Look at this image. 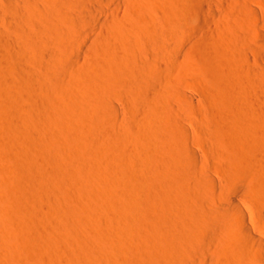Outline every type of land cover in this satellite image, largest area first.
Wrapping results in <instances>:
<instances>
[{
    "label": "rangeland",
    "instance_id": "rangeland-1",
    "mask_svg": "<svg viewBox=\"0 0 264 264\" xmlns=\"http://www.w3.org/2000/svg\"><path fill=\"white\" fill-rule=\"evenodd\" d=\"M24 1L22 0V2ZM101 1H102V6H100L101 8L99 7V5L97 6L92 0L86 1V5L88 4L87 6L90 8L88 9L89 11L91 10L90 13H92L89 15L90 16L89 19L90 18L91 19L90 20L88 19L87 24L85 23L84 20H82L81 17H79L81 16L80 13L76 12V14H74L75 13L74 10L72 11L74 13L71 12L69 13L70 15L68 16L69 19H67V23L65 22L66 23L65 24L61 22V18L59 17L60 12H58L59 10H57L58 5L55 6L56 4L60 5L59 0H28L27 4H26L27 2L26 0L24 4L25 6L27 5L29 14L31 13L30 14L31 16L29 17L32 18L31 19L33 21V22L31 21L32 23L28 21L30 20V18L29 19L28 17L25 18V16H28L27 14L28 12L26 13L27 15H24L25 7L24 9H22L23 8L22 6H24V4L20 0L18 1L0 0V79L1 81L4 80L3 82L5 81L9 82L10 84H12V87H14V89L16 88L15 90L21 92L23 96L25 95L24 96L25 101L23 103L25 108L27 107L26 110H28V114H27L28 118L25 117V114L23 115L17 114L18 118L15 117L16 121L14 120L15 119L14 117H13L14 119L11 120L12 122L3 121L4 122L3 123L2 120H0V124L3 123L4 125L7 126L9 125L8 128L12 129L11 130V132L13 133L12 136L22 132L28 134L27 136L33 141L35 140L38 141L39 137H41L40 140L41 139L45 140L47 138L46 136H48L47 135V132L49 131L48 126L51 124L52 126H54L53 129L57 134L63 132L61 135H65V134L69 135V133L73 135L74 132L75 134H77V132L79 133L78 129H80L79 127L84 125L83 123H86L85 121H87L86 119H88L87 116L89 117L95 115L98 106H105V105L111 106L116 114L115 116L116 119L115 121H113L114 123L112 122L111 124L112 126H110L112 128L110 129L114 130L113 135L115 138L113 137L114 139L111 140V142L109 141L111 145L109 143V150L106 151L107 154L106 157H108L110 167L108 166V169L104 170L103 177L101 178L102 180L100 179L98 182L99 183L97 188L98 192L96 191L95 194L93 192L90 193L91 191L87 184H85L86 186L81 185L78 189H76V191H72L73 195L74 193H76V195L74 196H76V198L78 197V199H76L70 193L69 194L70 196L67 197L68 201L66 200L67 202L66 201L64 202V206L67 203L71 202L66 206H68V209H71L70 207L72 206V210L74 212L76 211L75 213L77 214V216L79 215L78 216L79 223L80 224L82 223L81 227L79 225L80 233L83 230V232L81 233L82 237L78 232L79 229H77L76 226H73L74 223H72L71 220H69L67 217H63L64 215L61 210L62 206H59V203L57 202V199L55 197V195L59 196L58 195L59 193L61 195V193H63V190H65V188L64 187H63L64 189L60 188L61 185L60 183L56 184L57 180L55 178L50 177L52 180L49 182L50 179L46 180V177H43L40 179L39 182L41 183L40 188H42V190L40 189L41 190V191L39 190L40 192L36 189L32 190V192L35 190L34 193L36 196H38L36 197L37 201L34 200L35 197L33 199L29 198L30 200L25 199L24 213L19 212L16 215V217L19 220L18 223H22V226L24 228V230L22 229L24 231L23 232L24 234L23 233L21 234L23 235L22 238H20V236L19 237L16 236L21 240L18 242L17 241L18 238L16 239L15 237L17 231L13 232V230H9L8 232V230L5 228L7 226L9 227L8 222H4L0 224L2 226L8 223L7 226L6 225L4 226V229L3 227H0L2 228V231L5 233L4 235L3 232L1 231V233L4 236L1 235L0 244L4 246L2 247L3 251H6V252L1 251L0 262H2L3 264L4 261H7L8 259L9 260L8 262L10 264H53L51 262L52 258L49 255L46 254L43 255L38 252L50 237L54 236V234L56 233L57 235L65 234L67 229L66 234L70 235L74 233L75 237L68 238V240L65 238V240L62 241L63 244V245L61 244L62 249L60 248V251H58L57 254V259L59 261L57 264H84V262L88 259L92 262V264H95V262L96 264H98V261L95 260L97 259V255H95L97 250L95 251L93 244L90 242L91 241L90 234L91 232H94V230L95 231L98 230L101 234V238H100L101 242L100 245L98 244L99 246H97L98 250H100L99 252L105 255V257L108 256V260H110L113 257L111 260L114 261V263L112 264L115 263L143 264L142 263L143 260H145V262L148 261V263L150 264H167V262H165L167 260L165 258L164 260L161 256H159V254L157 255V253H155L157 251H155V249L153 248L154 246L153 236L155 235V234L153 235V232L154 230H157L156 227L159 225L157 224L158 221L157 218H159L158 213H160L159 216L161 214L166 213L165 207L166 208L169 207L172 210V212H170L168 217H170L169 219L175 222V225L173 227H168L167 224L164 223V221H163L164 224L163 223L161 224L166 226L167 230H169L168 232L169 233L171 232L170 234L173 235L174 233H176L174 234V236H176L179 233V232L177 233V231L180 230L182 231L183 228L187 229V227L190 228L189 226L186 227L184 225L182 226L183 227L182 228L180 225L181 223L180 224L178 223L180 220L184 223L185 222L184 219L187 216L191 217V214H193L194 212L195 213L197 212L196 214L202 212L201 209L198 210L199 212L197 210L192 212V210L201 208L199 207L200 205L197 206L198 204L197 202H199V204H202L203 206H205L204 203H206V207L202 206V209H203V213L205 212L207 216L205 214H198L197 223L195 222V225L198 228V230L195 227V225L193 227L196 229V231L200 232L201 238L203 240L205 238L207 240L212 241L214 235L216 234H213V238L210 239L209 237L212 235L209 233V231H211L210 229L212 227L217 228L218 226V224L216 225L214 224L215 226L213 225L214 222L212 220V214H211L212 212L210 210H208V213H206L207 210L204 211L206 208L208 209L207 205H209V208L210 206L213 207V209L215 208V210L211 208L210 209L213 212L215 211L214 213L216 214L218 212H219L218 214H220V211L221 213L226 211L225 212L226 215L224 214V216L230 219V215L232 214V212L231 210L229 211V209L227 208L228 206L227 207L225 206L227 203L229 205V201L231 202L233 200L234 201L237 200V203L243 208V213L246 216V219L249 222L256 225L255 227L257 228V230L255 231H260L257 233L260 235V237L264 238V223H262L259 219V214H260L259 212H261L260 210H264L263 209L264 207L261 206V202H260L261 200L258 198V195H256V193L254 192V188H256L257 191L264 190V166H263L264 165V155H263L264 154V117L260 118L261 112L264 113L263 112L264 111V88H263L264 57L261 58L258 57L256 53H253L252 51H251L252 53L249 52L250 51L249 45H251L252 48H254L255 50H261L264 54V46H261L262 43L260 42V36H264L263 35L264 34V0H101ZM16 2H18L19 5L17 6L18 9L14 7L15 5H17L14 4ZM20 2L22 4H20ZM47 3L49 6L54 5L56 8L54 6H53L54 10H52V8H48L50 10L49 11L48 9H46ZM53 11L57 13L53 14ZM48 12L49 14L51 13V17H55V18L52 19L50 15H48ZM101 13H104L106 16L104 18L99 17ZM76 15L78 16L75 17ZM46 17L49 20L47 22H45V20H47ZM72 17L75 19H73ZM49 18L51 19V21ZM76 18L79 20H76ZM80 19L85 23L86 26L83 25V22ZM170 20H172V22L176 27V31H177L176 33H172L171 30H169L168 22ZM26 21H28L27 25L29 24L28 26L30 28L26 25ZM44 22L46 23V25H48L49 22L50 23L52 22L53 24L58 23L60 25H62L63 23V26L65 27H70L72 26V23L74 24L76 22L74 25L76 26V28L73 27L75 30L72 28V32L74 33V35H71V39L65 41V43L63 42L62 44L60 40L57 38V33H55L56 31H54L53 34L51 33L53 37L50 36L51 35L50 33H49L50 35L49 34L46 35L45 30L49 31L48 30L49 26L46 29V26L45 25L43 26ZM79 23L82 25H80ZM20 26H22V28ZM43 27H45V29ZM18 28L19 29L21 28L22 32ZM38 28L40 29V31L44 29L43 35L40 34L41 37L38 35L37 36L38 38L40 37L39 39H41L40 41L41 43L42 41L45 42V44L43 43L44 45L41 44L42 47H40L39 49H37V47L32 46L30 40L31 35L34 36L32 33L40 32L38 31L39 30ZM25 30H27V32ZM49 32H53V31H49ZM238 36L242 37L243 39L241 38L239 40ZM246 36L248 40H246ZM49 37L52 38V41H49V45H48L47 43ZM6 40L9 43L6 42ZM53 40L54 41L57 40V41L54 42ZM241 40L244 41L242 42ZM239 41H241L242 44ZM245 41H248L249 45ZM51 42L52 43L54 42L56 44L54 43L52 44ZM66 43L68 44V46L65 45ZM242 45L243 47H241ZM246 45L247 47L244 48V46ZM56 47L57 50L58 49L62 50V52H64L63 49H67V52L65 51L62 54L59 71L60 73L62 72V74H66L67 78L69 77L70 82L68 84V91L74 95V96L72 95L74 98L71 99L70 101L69 100L65 101L67 98L63 99L62 96L57 98L61 100V101L58 100V102H55L57 101V99H55V101L53 100L55 96L49 97L48 99L45 100L42 99L34 88V86L36 87L37 85L36 81L33 79H29L30 78L29 76L33 71L34 72L39 70L41 71L43 70L41 66H44V70H43L44 72L48 66V63H50L51 61L53 62L56 59V53H57L55 52ZM226 48L229 50L236 49L234 51L240 54L243 52H245L246 54L249 53L248 54L249 60L247 61L249 63H245V61H243L244 59L242 60L239 57H237V59L233 61V59L230 58L228 52H226ZM238 48H241L242 51H240L241 49ZM29 49L31 51H29ZM45 54H47L48 56L50 54V56L47 57V55ZM127 58L130 59L134 58L135 63L139 62L138 64L136 63L137 65H139V67L140 65L143 64L141 67L145 66V69L150 74V75L147 74L148 77L149 76L151 77L152 75L156 76V74H158L160 75L159 76L160 78H158L157 76L156 78L153 76L151 78H146L147 76L145 77V75L143 74L139 75L138 72L139 70H136L138 66L135 64L137 67L136 68L132 67L133 69H131L130 66H127L130 67L129 70L133 71L135 69L137 71V72L133 71L134 72L133 74L131 73V71L129 72V70L126 68L127 69V74L125 72L127 76L126 86L125 85L115 86L116 84L114 85V83L112 84L108 82V80H106V76L109 77L110 75L111 77L112 70L118 67V65L123 64L122 62L130 60ZM218 69L220 71H218ZM245 70L246 72L248 71L249 73L247 72L245 74ZM239 71H242L245 75H243V73ZM103 72L104 74L102 75ZM237 73L239 75L238 77H237ZM246 75H248L247 78H245ZM234 77H236L235 81H234ZM254 78L256 79L258 78V80H255L256 81L255 82L253 80ZM229 79L230 82H228ZM241 79L243 80L248 79L249 81L247 80L242 81ZM236 80H238L237 82L241 80L242 83L240 82L237 83ZM246 81L249 83L248 85ZM220 83H224V84L226 83L228 87H232V86L236 87L235 85L238 84L237 87L235 88V90L237 91H235L230 96L226 95V97H224L221 94L222 85ZM243 83H245V85ZM254 83L256 86L254 85ZM133 85H135V87L136 85H138L136 90L133 89L134 88ZM262 88H263V92H262ZM254 92L256 95L254 94ZM2 97H6V99L9 100L11 99V96L9 94L3 93ZM142 97H144L145 100ZM57 103L58 104L60 103V105H56ZM58 106L59 107L61 106L60 109ZM251 106H252V110H250ZM62 109H64V111ZM81 110L83 113L81 112ZM254 111L257 113H252ZM141 112L143 113L141 114ZM173 112L176 113V115ZM249 112L252 114L250 115ZM51 114L53 115L51 116ZM146 114L151 115L149 116V118L152 119L155 118V120L157 121L160 120L156 119V117H160V118L162 117V120H165L164 122L161 123L158 122L156 125L154 123L155 126L153 125V130L155 127H157L158 129L157 128L156 129L162 135L152 136V134L148 130L147 131L145 130V128L142 126V122L144 121ZM68 115L70 116V118ZM165 116H167L166 119H163V117L165 118ZM53 117H56L58 119ZM72 117L74 118L72 119ZM21 118L22 121L24 119L26 120L21 122ZM48 119L50 120V122L47 123ZM81 119L83 120L81 121ZM54 122H56L59 125L60 129L57 125H54L56 124ZM219 125H221L224 128L223 131L225 133L230 132L231 130H232L231 133H233V129L235 132V135H233V140L235 138L234 141H236V144L234 141H232L234 143H232L231 141H229L230 144L228 142L226 143L225 145L226 147L224 146L226 151L224 149L223 150L225 152L224 155L227 156L224 157H220L218 155L221 148L216 147L214 145L215 136H216L215 134L217 132L216 129L219 128ZM57 127L58 129L56 130L55 128ZM27 128H29V130L31 129L32 131L29 130L27 131ZM161 128L163 133L160 130ZM179 128H184L185 130L187 129L186 133L187 132L189 133V134L187 133V137H189V139L187 138L185 144L186 147L195 154L194 155L195 166L194 169H192L193 171L190 172V175L191 176L193 175L191 177L193 178L192 181L189 178L190 177L188 175L189 171L187 170L183 169V171H187L186 172L187 175L184 172L178 173L180 176L177 175V178L178 177L180 178L182 177L181 176L182 173V175H186L190 179L189 186H187L188 184H186L185 189L181 187L182 189H184V190L181 189L183 191L182 194L179 190H178L179 192L176 190L175 191L172 190L170 193L169 191L171 190L170 188L178 189L176 187H178L179 184L177 186L176 180L180 181L181 178L180 179L176 178L175 180L174 177L176 176H174L173 173L171 172H168L172 174L171 176H169L170 174L167 175V171H166L167 169L164 168V167H173V166H169L168 163H170L169 162L170 157L172 153H174L176 146L178 147L177 142L180 137H178L177 142H175L176 138L175 139L173 138L174 140L172 141L171 139L172 137L177 136ZM135 132H138L139 134L138 133L136 134ZM31 134L33 137L31 136ZM116 134L118 135L116 136ZM6 135L7 134L4 135L5 137L4 136L3 137L5 138L4 141L6 140L7 142L10 139L7 138L9 137V135L7 136ZM131 137L132 140L129 139ZM116 139H120V141L122 142L118 141L117 143ZM123 141L127 143L128 142L132 143L129 144V146L130 147L132 146L135 152H138V155L130 156V154H128L127 156L129 158H127L126 155L122 156L121 153H117L119 149L118 148L119 143H123ZM6 142L4 143L5 145L3 144V146H0V155H5V154L7 155L11 153L13 156H15V158L18 161L17 162L18 166L13 165L14 166V167L12 166L13 169L10 170L11 174L8 173V175L9 176L11 175L10 177L17 180L16 177H18L19 179L20 176L18 170H20L21 168L19 167V165L22 163V160H25L24 158L27 156H30L31 159L33 158V160H37V156H35L36 155L35 151L30 150L29 147L26 146L24 147L14 142L16 144L15 145L12 144L11 142L8 145L9 146L8 148L7 146L8 143L6 144ZM174 142L176 143V145ZM134 143H136L137 145L135 146ZM108 151H110V153ZM28 152H30V155H27L29 154ZM229 152L236 154L237 157L238 155L239 157L245 156L246 158L248 157L252 158L253 156L254 159L252 158L250 159V161L255 160V166H254L255 168H251L254 163L252 162L250 166L251 169L250 168L245 169V167H248L250 165V164L248 165V163H250L249 161L246 164V166L243 165L245 166L244 168L243 166H241L243 168V171L242 170L240 171L239 170L240 168L239 169L236 168L239 170V172L236 173L237 170L232 172V170H234L233 167L234 164L232 163V161H230L232 159L229 157L231 155L229 154ZM139 154L141 155L139 156ZM20 155H22L23 158ZM236 155H231V157L235 158ZM70 157L71 156L66 157L67 160L65 158L64 163L67 162L66 164H74L73 163L75 162L74 158L73 157L70 158ZM245 157H240V158L245 159ZM132 160L134 161L133 165L131 164V162L133 163ZM111 161L113 164L111 163ZM258 161L259 164L257 163ZM149 165H151L152 167ZM258 165H261L260 168L258 167ZM145 168L147 170L149 168L151 172H148L149 170L148 171L144 170ZM156 168H158L159 170ZM173 169L174 170L172 171L174 172L181 171V170L176 171L177 169L175 168ZM187 169L191 170L189 168ZM162 170L163 172L164 171L166 172L162 174L163 173V172L161 173ZM108 172L111 174H109ZM174 174L176 175L177 173ZM153 175L155 176V178L158 177L156 178V180L154 178V181H157L156 183L158 187L155 186L156 188L153 187L154 186L153 183H155L152 180ZM196 177L199 183L202 182L203 185L205 183L206 185L212 183L211 186L216 194L213 193L214 194L213 196L210 195L209 193L206 194V196L203 194L200 198V195L196 192V188H194V186H196L194 184H196L197 182V180H195ZM185 179L186 178H184L183 180L186 182L187 179L186 180ZM134 182H136L135 184H137V182L139 184L136 188L134 186L132 188ZM180 182H182V180ZM108 185H110L111 187H109ZM162 185L163 187L161 188ZM173 186H175V188ZM0 187L3 188V185H0ZM150 187H152V189ZM43 188L46 189L44 190L46 192H43L42 194ZM131 188L132 189L135 188L134 190L141 195H145V193L149 192L150 195L149 194L148 195L150 198H152V200L147 199L146 202H148V200L150 201L148 204L145 203V206L147 205L146 208L145 209L143 208L141 209L140 212H137V215L133 213L134 214L133 217H129L130 212L134 208L133 198L130 195V192L132 190ZM163 189L166 190V192L168 191L169 194L163 193L164 192ZM1 190L3 191V189ZM56 190L59 191V193ZM159 190L161 191V194ZM51 191H53L54 193ZM105 192H107L108 194H105ZM64 193H66V191ZM109 193L111 195L114 193L116 194V195L115 194L112 195L113 197H116V202L115 199H112L113 203H115L116 205L113 204L111 213L108 210L104 211V208L101 207L98 208V205L100 206L99 204L100 200L104 196L110 195ZM51 194L52 195L54 194V197L51 196ZM41 195H45V196L41 197ZM164 195L167 196L163 197ZM195 196H198V198H196ZM213 197L215 198L213 199ZM74 198L77 201H75ZM202 200L204 201V203ZM48 201L49 204L47 203ZM74 201L76 203H74ZM72 203L76 208L73 207ZM90 203L92 204L91 206ZM194 204L197 207H194L193 206ZM37 206H40L39 208L41 209L43 207L42 210L44 212L38 213L39 211L37 210ZM95 206L96 209H94ZM49 207L51 210L49 209ZM189 207L190 208L192 207V209H189L191 210L190 211L191 213L188 212L189 213L188 214L186 209H188ZM79 208H81V211ZM46 209L47 210L49 209V211H46ZM89 209L92 210L90 211ZM99 209L102 210L100 211ZM227 210L229 212H227ZM86 211H88L90 215L87 214L88 212L86 213ZM92 213L93 215H91ZM195 213L193 214L194 216ZM23 214L26 216H24ZM124 214H127V216ZM210 216H211V220H209ZM68 222L72 224H69ZM62 223L64 224L62 225ZM66 223L69 224L68 225L69 227L66 226L67 225ZM176 223L178 225H176ZM185 223H186L185 225H188L187 222ZM209 223L213 225L212 226L210 224L211 228L209 226ZM59 224L61 226L65 225L66 227L64 226L63 229V227L61 228ZM222 225L224 224L222 223ZM58 226L61 229L58 228ZM216 228H214V232L216 231L219 237L223 236L222 237L223 242L225 240L227 241V239H225L224 233L226 232V230L228 232V229H226L228 228V226L224 228L223 231L224 233L222 234L221 232H219L220 230ZM222 228L220 229L223 230ZM8 229H10V227ZM7 232L11 234L8 235ZM68 232H70V234ZM211 233H213V231ZM9 236L10 238H8ZM122 236L125 237V240L124 238H121ZM74 240L76 241V243L78 241V243L76 244ZM207 240L204 241L208 243ZM125 241L128 244H126ZM13 244L16 247L13 246ZM117 245L120 246L118 247ZM243 245L244 244H242L241 247ZM9 247L15 249L12 250ZM92 247L94 250H92ZM141 247L144 248L145 250L142 249ZM209 247L212 248V246L210 245L206 248L199 246L198 248L201 249L199 251V249H197L196 246L195 250H197L198 253L201 252L199 254H202L200 256L203 259H201L202 261L199 260L200 262H197L198 260L193 259V257L192 259L188 258L191 264H215L214 263L215 261L212 262L214 259L217 260L215 258L216 255H214L215 252L212 253L213 249H210ZM243 247L244 248L243 249L241 248L242 250H240L241 253L240 255H236L235 253H233L234 260H236V261L233 260L234 264L235 263L248 264L251 262L249 259L251 256L250 257L248 256L250 255L251 253L250 251L252 250L250 248L247 249V247L245 249V245ZM121 248L125 250L123 251ZM207 248L208 250H206ZM209 250L212 251L210 252ZM86 253L88 256L86 255ZM109 253L110 254L113 253L115 256L113 254L110 255ZM120 253L121 256L119 255ZM124 253L126 254V256ZM85 256L87 257L85 258ZM240 256L243 259L238 258ZM5 257L7 258L6 260ZM208 257L209 259H207ZM93 258H95L94 259L95 262ZM166 258L169 260L168 264H171V262L173 263L176 261L175 258L177 257L173 253H168V256H166ZM172 258H174L173 261L171 260ZM242 260L244 261V263L242 262ZM85 264L87 263L85 262Z\"/></svg>",
    "mask_w": 264,
    "mask_h": 264
},
{
    "label": "bare ground",
    "instance_id": "bare-ground-1",
    "mask_svg": "<svg viewBox=\"0 0 264 264\" xmlns=\"http://www.w3.org/2000/svg\"><path fill=\"white\" fill-rule=\"evenodd\" d=\"M14 1V0H13ZM18 1V0H17ZM21 2H22V0H20ZM24 1V0H23ZM26 1V0H25ZM25 1L24 2H22L23 4L25 3ZM86 1H88V0H59V3H60V5L59 4H56L55 6H57L58 5V7H57V10H59L58 12H60L59 13V17L61 18V22H63V23H67V19H69V17L68 16H70L69 15V13L71 12V13H74V12H72L73 10L75 11V13L74 14H76V12L77 13H80V15L81 16H79V17H81L82 18V20H84L85 21V23L87 24V21H88V19H89V15L90 14H92V13H90V11H89V7L86 5ZM89 1H91V0H89ZM92 1H94V3L98 6L99 5V7L100 6H102V1L101 0H92ZM20 2V4H22ZM28 3V0H27V2H26V4ZM44 3V2H43ZM14 4H17V5H15L14 7H16L17 8V6H19L18 5V2H16V3H14ZM46 4V3H45ZM214 4V3H213ZM216 4V3H215ZM47 5H48V3H47ZM47 5H46V9H48V8H52V10H54L53 9V6H49L48 5V7H47ZM51 5V4H50ZM217 5V4H216ZM54 6V7H55ZM20 7H21V5H20ZM23 8L22 9H24V7H25V13H24V15H27L28 14V16H25V18L26 17H28V19L30 18V20H28V21H32L31 19V17H29V16H31L30 14H29V10H28V7H27V5L25 6V4H24V6H22ZM213 7V6H212ZM26 8H27V10H26ZM56 8V7H55ZM89 8V9H88ZM101 8V7H100ZM214 8V7H213ZM18 9V8H17ZM19 9H21V8H19ZM49 10V9H48ZM17 11V10H16ZM23 11V10H22ZM50 11V10H49ZM55 11H56V9H55ZM55 11H53V14L54 13H57V12H55ZM253 11V10H252ZM28 12V13H27ZM52 12V11H51ZM255 12V11H254ZM27 13V14H26ZM20 14V13H19ZM255 14V13H254ZM22 15V14H21ZM48 15H50V17H51V13L49 14V12H48ZM56 15V14H55ZM79 15V14H78ZM78 15H76L75 17H77ZM256 15V14H255ZM257 15H258V13H257ZM52 16H54V15H52ZM72 16V15H71ZM92 16V15H91ZM106 15L104 14V13H101L100 14V16L99 17H101V18H104ZM24 17V16H23ZM33 17V16H32ZM49 17V16H48ZM47 18V17H46ZM52 19H54L55 17H51ZM73 18V17H72ZM50 19V18H49ZM73 19H75V18H73ZM91 19V18H90ZM89 19V20H90ZM27 20V19H26ZM56 20V19H55ZM76 20H79V19H77L76 18ZM81 20V19H80ZM81 20V21H82ZM28 21H26V25H27V23H28ZM47 21H49L48 20V18H47V20H45V22H47ZM50 21H51V19H50ZM69 21V20H68ZM71 21H74V20H71ZM33 22V21H32ZM31 22V23H32ZM43 23V26L45 25L46 26V29L48 28V26H49V28H48V30L49 31H53V32H49V31H46L45 30V32H46V35L47 34H53L54 33V31H56L55 33H57V38L60 40V42L63 44V42L65 43V41H68V40H70L71 39V35H74V33L72 32V28L73 27H75L76 28V26H74L75 25V23L77 22H75L74 24L72 23V26H70V27H65V26H63V23H62V25H60V24H56V23H52L53 22V20H52V22L50 23L49 22V24L48 25H46V23ZM80 22V21H79ZM83 22V21H82ZM65 23V24H66ZM85 23L83 22V25H85ZM24 24V23H23ZM78 24V23H77ZM76 24V25H77ZM80 24V23H79ZM29 25V24H28ZM27 25V26H28ZM80 25H82V24H80ZM22 26H24V25H22ZM22 26H20L21 28H22ZM37 26V25H36ZM86 26V25H85ZM29 27V26H28ZM38 27V26H37ZM168 27H169V30H171V32L172 33H176L177 31H176V27H175V25H174V23L172 22V20H170L169 22H168ZM21 28L19 29V30H21ZM30 28V27H29ZM40 28V27H39ZM38 28V29H39ZM44 29H45V27H43ZM77 28H78V26H77ZM85 28V27H84ZM42 29V28H41ZM43 29V30H44ZM74 29V28H73ZM31 30V29H30ZM34 30H35V28H34ZM43 30H41L40 31V29L38 30V31H40V32H42V33H40V32H34V33H32L34 36H32L31 35V45L32 46H34V47H37V49H39L40 47H42V45H44L45 44V42H43L42 41V43L40 42L41 41V39H39L41 36H40V34L41 35H43ZM75 30V29H74ZM73 30V31H74ZM26 32H27V30H25ZM32 31V30H31ZM21 32H22V30H21ZM29 32V31H28ZM37 33H39V34H37ZM71 33H73V34H71ZM23 34V33H22ZM29 34H31V33H29ZM49 34V35H50ZM50 35L51 37H53V35ZM59 34V35H58ZM24 35V34H23ZM27 35V34H26ZM40 36L39 38H38V36ZM159 35V34H158ZM264 35V34H263ZM28 37V36H27ZM44 37H47V36H44ZM51 37H49V40H48V45H49V41H52V38ZM55 37V36H54ZM74 37V36H73ZM239 37V36H238ZM242 37H243V35H242ZM242 37H239V40L242 38ZM244 37H245V35H244ZM51 38V39H50ZM75 38V37H74ZM161 38V37H160ZM159 38V39H160ZM235 38V37H234ZM38 39H39V42H38ZM45 39V38H44ZM238 39V38H237ZM243 39V38H242ZM246 40H248V38H247V36H246ZM11 41V40H10ZM54 41V40H53ZM57 41V40H56ZM56 41H54V42H56ZM242 41V40H241ZM241 41H239L240 43H241ZM244 41V40H243ZM242 41V42H243ZM6 42H8L7 40H6ZM53 42V43H54ZM236 42H237V40H236ZM238 42V43H239ZM245 42H247V44L249 43L248 41H245ZM260 42L263 44H261V46H264V36H260ZM9 43V42H8ZM44 43V44H43ZM52 43V42H51ZM52 43V44H53ZM69 43V42H68ZM74 43H75V41H74ZM42 44V45H41ZM46 44V45H47ZM54 44H56V43H54ZM234 44V43H233ZM242 44V43H241ZM41 45V46H40ZM65 45H67L68 46V44L66 43ZM64 45V46H65ZM239 45V44H238ZM249 45V44H248ZM29 46H30V44H29ZM56 46V45H55ZM54 46V47H55ZM240 46V45H239ZM239 46H237V47H239ZM250 46V51L249 52H253V53H256V55L258 56V57H261V58H263L264 57V54H263V52L261 51V50H255L254 48H252V46L251 45H249ZM27 47V46H26ZM45 47V46H44ZM70 47V46H69ZM69 47H68V50H69ZM241 47H243V45L241 46ZM245 47H247V45L246 46H244V48ZM29 48H31V47H29ZM51 48H53V47H51ZM243 48V49H244ZM247 48V49H248ZM16 49V48H15ZM35 49V48H34ZM34 49H32V50H34ZM47 49V48H46ZM46 49H45V51H46ZM56 50H55V52H57L56 53V59L52 62H50V63H48V66H47V68H46V65H45V68H46V70L43 72V70H44V66H41L42 68H43V70H39V71H33L31 74H30V78L29 79H33V80H35L36 81V83H37V85H36V87L34 86V85H32V86H34V88H35V90L37 91V93L41 96V98L42 99H48L49 97H52V96H55V98L53 99L54 101H55V99H57L58 97H60V96H62L63 97V99L64 98H67L65 101H67V100H71V99H73L74 97V95L73 94H71L69 91H68V84H69V82H70V80H69V77L67 78V75L66 74H62V72L60 73V71H59V69H60V63H61V57H62V54L66 51L67 52V49H63V51L64 52H62V50H57V47L55 48ZM238 49H241V48H238ZM237 49V50H238ZM246 49V50H247ZM248 49V50H249ZM41 50V49H40ZM234 50H236V49H234ZM234 50H229V49H227L226 48V52H228V54H229V56H230V58L231 59H233V61H235L236 59H237V57H239L240 59H244L243 61H245V63H249V62H247L248 60H249V58H248V54H246L245 52H243V53H237L236 51H234ZM246 50H244V51H246ZM29 51H31L30 49H29ZM240 51H242V49L240 50ZM23 52V51H22ZM27 52V51H26ZM54 52V53H55ZM251 52V53H252ZM45 55H47V54H45ZM140 55V54H139ZM49 56H50V54H49ZM48 55H47V57H49ZM130 56H133V55H130ZM135 56V55H134ZM43 57V56H42ZM55 58V57H54ZM238 58V59H239ZM127 59H130V58H127ZM137 60V59H136ZM242 61V62H243ZM47 63V62H46ZM123 64H120V65H118V67H116L114 70H112V75H111V77H110V75H109V77H107L106 76V80H108V82H110V83H114V85L115 86H117V85H119V86H123V85H125L126 86V78H127V76H126V74H127V69L129 70L130 69V67H131V69H133V68H136L137 66V68H136V70H139L138 72H139V75L140 74H143V75H145V77L147 76V74L148 75H150L149 73H148V71L145 69V66H143V67H141L143 64L142 63H140V64H142V65H140V67H139V65H137L136 63H135V59L134 58H131L130 60H128V61H125V62H122ZM125 63V64H124ZM241 63V62H240ZM137 66H136V65ZM44 65V64H43ZM247 65V64H246ZM127 66H130V67H127ZM133 67V68H132ZM127 68V69H126ZM41 69V68H40ZM220 69V68H219ZM218 69V71H220ZM33 70V69H32ZM36 70V69H35ZM135 69L133 70V71H135V72H137ZM175 70V69H174ZM241 70V69H240ZM2 71V70H1ZM30 71H31V69H30ZM131 71V73L133 74L134 72L132 71V70H129V72ZM244 71V70H243ZM3 72V71H2ZM1 72V73H2ZM125 72H126V74H125ZM239 72H242V71H239ZM248 72V71H247ZM246 72V70H245V74L247 73ZM252 72V71H251ZM100 73H101V71H100ZM243 73V72H242ZM241 73V74H242ZM249 73V72H248ZM104 74V72L102 73V75ZM136 74V73H135ZM138 74V73H137ZM160 74V73H159ZM244 73H243V75H245ZM254 74V73H253ZM256 74V73H255ZM259 74V73H258ZM262 74V73H261ZM142 75V76H143ZM236 75V74H235ZM249 75V74H248ZM248 75H246L245 76V78H247L248 77ZM153 76V75H152ZM151 76V77H152ZM156 76L158 77V78H160L159 76L160 75H158V74H156ZM156 76H153V77H155L156 78ZM231 76V75H230ZM234 76V75H233ZM239 75H238V73H237V77H238ZM251 76V75H250ZM253 76V75H252ZM2 77V76H1ZM6 77V76H5ZM97 77V76H96ZM150 76L148 77H146V78H151ZM254 77V76H253ZM256 77H258V76H256ZM157 78V79H158ZM239 78H241V77H239ZM252 78V77H251ZM260 78V77H259ZM7 79V78H6ZM152 79H154V78H152ZM228 79V78H227ZM232 79V78H231ZM235 79H236V77H234V81H235ZM33 80H32V82H33ZM147 80H149V79H147ZM242 81H244V80H247V81H249L248 79H241ZM241 80L239 81L240 83H242L241 82ZM252 80V79H251ZM254 81L255 80H258V78L256 79V78H254L253 79ZM4 81V80H3ZM3 81H1V79H0V120H2V122L4 121H6V122H12L11 120H13L15 117L16 118H18L17 117V114H25V117H27L28 115V110H26V108H25V106H24V101H25V99H24V96L21 94V92H19V91H17V90H15L14 89V87H12V84H10L9 82H7V81H5V82H3ZM159 81V80H158ZM238 80H236V82H237ZM246 81V82H247ZM228 82H230V79H229V81ZM233 82V81H232ZM239 82H237V83H239ZM256 82V81H255ZM35 83V84H36ZM77 83V82H76ZM33 84V83H32ZM222 86H221V94L224 96V97H226V95L227 96H230L231 94H233L235 91H237V90H235V88L237 87V85H235L236 87H234V86H232V87H228V85L225 83H220ZM229 84V83H228ZM244 85H245V83H243ZM249 83L247 82V85H248ZM258 84H259V82H258ZM262 84V83H261ZM74 85H76V84H74ZM113 85V86H114ZM231 85V84H230ZM233 85H234V83H233ZM239 85H241V84H239ZM254 85H255V83H254ZM253 85V86H254ZM256 86V85H255ZM254 86V87H255ZM259 86H260V84H259ZM134 87V88H133ZM133 89H135L136 90V88L138 87V85H136V87H135V85H133ZM155 87V86H154ZM157 88H158V85H157ZM260 88H261V86H260ZM259 88V89H260ZM263 88H264V85H263ZM263 88H262V92H263ZM33 89V88H32ZM160 89V88H159ZM252 90V89H251ZM258 90V89H257ZM253 91V90H252ZM255 91V90H254ZM4 94H9L10 96H11V99L9 100V99H6V97H2L3 96V93ZM114 92V91H113ZM112 92V93H113ZM118 93V92H117ZM260 93V92H259ZM254 94H255V92H254ZM73 95V96H72ZM256 95V94H255ZM38 96V95H37ZM115 96V95H114ZM144 96H145V94H144ZM30 97H32V96H30ZM29 97V98H30ZM61 97V98H62ZM118 97V96H117ZM142 98H144V97H142ZM42 99H41V101H42ZM62 99V100H63ZM190 99V98H189ZM58 100H60V99H57V101H55V102H58ZM75 100H76V98H75ZM144 100H145V98H144ZM50 101V100H49ZM48 101V102H49ZM52 101V100H51ZM61 101V100H60ZM59 101V102H60ZM147 101H148V99H147ZM146 101V102H147ZM248 101H249V99H248ZM70 103V102H69ZM72 103H73V101H72ZM75 103V102H74ZM149 103V102H148ZM151 103V102H150ZM47 104V103H46ZM46 104H45V106H46ZM53 104V103H52ZM61 104H62V102H61ZM154 104V103H153ZM55 105V104H54ZM53 105V106H54ZM56 105H60V103L58 104H56ZM55 105V106H56ZM74 105V104H73ZM77 105V104H76ZM155 105V104H154ZM50 106V105H49ZM75 106V105H74ZM148 106H150V105H148ZM153 106V105H152ZM156 106V105H155ZM59 107V106H58ZM61 107V106H60ZM60 107H59V109H60ZM64 108V107H63ZM68 108V107H67ZM98 109H97V111H96V113H95V111H94V113H95V115L94 116H87V118L88 119H86L87 121H85L86 123H83L84 125L83 126H81V127H79L80 129H78L79 130V133L77 132V134H75V132H74V134L73 135H71L70 133H69V135H61L63 132L62 131H60V132H62V133H60V134H57L55 131H54V129H53V127L54 126H52V124L51 125H47L48 127H49V131L47 132V135L48 136H46L47 138L45 139V140H40V138L41 137H39V140L38 141H33L32 139H30L27 135L28 134H25V133H19V134H17V135H14V136H12L13 135V133L11 132V128H8V126L7 125H4L3 123H1L0 124V146H3V144L6 142V140L4 141V135L5 134H7V135H9V137H7L8 139H10V140H8L7 142H6V144H7V146L12 142V144H15L14 142H16V144H20L21 146H26V147H29L30 148V150H34L35 151V156H37V160H33V158L31 159V157L30 156H27V157H25L24 159L25 160H22V163L19 165V167H21L20 168V170H18V172H19V179H18V177H16L17 178V180H15V179H13L12 177H10L9 175H8V173H10V170L11 169H13L12 168V166L13 165H17L18 166V164H17V159L15 158V156H13L11 153H9V154H5V155H0V185H3V188H1L0 187V224H2V223H4V222H8L9 223V227H10V229H8L9 227L7 226V224H5L7 227H5L7 230H8V232H9V230H13V232H15V231H17V234L15 235V237L16 236H20V238H22V236L23 235H21L24 231V228H23V226H22V223H18L19 222V220H18V218L16 217V215H17V213H19V212H23L24 213V211H25V199H33L34 197V200H36V197H38V196H36L35 195V190L32 192V190L33 189H36V190H42V188H40V184L41 183H39L40 182V179L41 178H43V177H46V180H49V182L52 180L51 178H55L56 180H57V182H56V184L58 183H60V185L62 186H60V188H65V190H63V193H61V195H60V193H59V191H57L59 194V196H56L55 195V197H56V199H57V202L59 203V206H62V213H63V217H67L69 220H71V222L72 223H74V225L73 226H76V228L77 229H79V225H80V227L82 226L80 223H79V218H78V216H77V214L72 210V206L70 207L71 209H68V206H66L67 204H69V203H71V202H69V203H65L66 205V207L64 206V202L67 200V197L68 196H70L69 194L71 193L72 194V196H74V195H76V193H74V195H73V192L72 191H76V189H78L81 185H85V184H87L88 185V187H89V189H90V193H96V191L98 192V190H97V188H98V182H99V180L103 177V173H104V170L106 169H108V166H109V161H108V157H106V151L107 150H109V143L111 142V140H113L115 137H114V135H113V131L114 130H111L112 128L110 127V126H112L111 124H112V122L113 121H115V116H116V114H115V111H114V109L111 107V106H98L97 107ZM48 109V108H47ZM73 109V108H72ZM152 109V108H151ZM156 109V108H155ZM257 109V108H256ZM63 111H64V109H62ZM69 110V109H68ZM250 110H252V106H251V109ZM41 111V110H40ZM43 111V110H42ZM141 111H142V109H141ZM151 111V110H150ZM257 111V110H256ZM35 112V111H34ZM72 112V111H71ZM81 112H82V110H81ZM85 112V111H84ZM139 112V111H138ZM137 112V113H138ZM176 112V111H175ZM261 112V111H260ZM264 112V111H263ZM33 113V112H32ZM50 113H51V111H50ZM60 113V112H59ZM63 113V112H62ZM83 113V112H82ZM143 112H141V114H142ZM146 113V112H145ZM147 113H149V112H147ZM174 113V112H173ZM250 113V112H249ZM252 113H257V112H252ZM252 113H250V115L252 114ZM39 114V113H38ZM48 114H49V112H48ZM61 114V113H60ZM74 114V113H73ZM78 114V113H77ZM89 114V113H88ZM92 114V113H91ZM175 115H176V113H174ZM21 115V116H22ZM53 114H51V116H52ZM54 115H56V114H54ZM62 115V114H61ZM64 115V114H63ZM80 115V114H79ZM178 115V114H177ZM34 116V115H33ZM50 116V117H51ZM69 116V115H68ZM84 116H85V114H84ZM144 116V115H143ZM149 116H151V115H148V114H146V116H145V118H144V121L142 122V126L145 128V130L147 131H149L151 134H152V136H159V135H162V134H160V132L157 130L158 128L157 127H155L154 128V130H153V125H154V123H155V125L158 123V122H164L165 120H162V117L160 118V117H156V119H158V120H160V121H157V120H155V118H149ZM258 116V115H257ZM14 117V118H13ZM48 117H49V115H48ZM166 117L167 116H165V118L163 117V119H166ZM253 117V116H252ZM255 117H256V115H255ZM262 117H264V113H262L261 112V116H260V118H262ZM16 118L14 119L15 121H16ZM24 118V117H23ZM28 118V117H27ZM39 118V117H38ZM45 118V117H44ZM53 118H56V117H53ZM69 118H70V116H69ZM74 117H72V119H73ZM86 118V117H85ZM119 118V117H118ZM143 118V117H142ZM160 118V119H159ZM250 118V117H249ZM254 118V117H253ZM56 119H58V118H56ZM77 119V118H76ZM18 120H20V119H18ZM24 120H26V119H24ZM23 120V121H24ZM51 120H53V119H51ZM71 120V119H70ZM69 120V121H70ZM78 120V119H77ZM79 120H80V118H79ZM83 119H81V121H82ZM118 120V119H117ZM254 120V119H253ZM256 120V119H255ZM14 121V122H15ZM22 121V118H21V122H23ZM38 121V120H37ZM56 121V120H55ZM119 121V120H118ZM155 121V122H154ZM177 121H179V120H177ZM263 121V120H262ZM27 122V121H26ZM48 122H50V120L48 119V121H47V123ZM79 122V121H78ZM249 122H251V121H249ZM25 123V122H24ZM54 123H56V122H54ZM76 123V122H75ZM114 123V122H113ZM160 123H159V125H160ZM255 123V122H254ZM45 124H46V122H45ZM50 124V123H49ZM74 124V123H73ZM118 124V123H117ZM135 124H136V122H135ZM140 124V123H139ZM18 125V124H17ZM22 125H24V124H22ZM41 125V124H40ZM44 125V124H43ZM54 125H57L58 127H59V125L56 123V124H54ZM82 125V124H81ZM154 125V126H155ZM176 125V124H175ZM181 125V124H180ZM249 125V124H248ZM27 126V125H26ZM79 126V125H78ZM114 126V125H113ZM46 127V126H45ZM58 127L57 128H55L56 130L58 129ZM74 127V126H73ZM76 127V126H75ZM142 127V128H143ZM162 127V126H161ZM178 127V126H177ZM72 128V127H71ZM111 128V129H110ZM157 128V129H156ZM246 128V127H245ZM46 129V128H45ZM45 129H44V131H45ZM59 129H60V127H59ZM156 129V130H155ZM233 129V128H232ZM29 130V128H27V131ZM75 130V129H74ZM136 130V129H135ZM161 131H162V128L160 129ZM187 130V129H186ZM186 130L184 129V128H179V131H178V133H177V136H175V137H172V139H171V141L172 140H174L175 138V142H177V139H178V137H180L179 139H178V142H177V145H178V147L176 146V148H175V151H174V153H172V155H171V157H170V160H169V162L170 163H168V165L169 166H173V167H164V168H166V169H163V168H160V169H163V170H166L167 171V175H169V176H171L172 174L171 173H173V175L174 176H176V177H174V179L176 180V178H177V175L178 176H180L178 173H180V172H184L186 175H187V171H189V173H188V175L190 176L189 178L191 179V181H192V179L193 178H191L192 176L190 175V172H192L193 170L192 169H194V164H195V154L193 153V152H191L187 147H186V144H185V142H186V140H187V138L189 139V137H187V133H186ZM217 130V132H216V136H215V146L216 147H219V148H221V150H220V152L218 153V155L220 156V157H224V156H227V155H224V150H225V145H226V143L228 142L229 143V141H234L235 140V138H234V140H233V135H235V132H234V129H233V133H231L232 132V130L230 131V132H227V133H225L223 130H224V128L221 126V125H219V128L218 129H216ZM22 131V130H21ZM29 131H32L31 129L29 130ZM47 131V130H46ZM67 131V130H66ZM66 131H64V132H66ZM71 131V130H70ZM76 131V130H75ZM34 132V131H33ZM33 132H31V133H33ZM58 132V131H57ZM3 133H4V135H3ZM68 133V132H67ZM136 134L138 133V132H135ZM162 133H163V131H162ZM180 133V134H179ZM16 134V133H15ZM119 134V133H118ZM118 134H116V136L118 135ZM139 134V133H138ZM189 134V133H188ZM6 135V136H7ZM46 135V134H45ZM71 135V136H70ZM133 135V134H132ZM175 135H176V133H175ZM4 136V137H3ZM31 136H32V134H31ZM42 136V135H41ZM130 136V135H129ZM138 136V135H137ZM190 136V135H189ZM33 137V136H32ZM114 137V138H113ZM125 137V136H124ZM146 137V136H145ZM148 137H149V135H148ZM164 137V136H163ZM236 137V136H235ZM6 138V139H7ZM122 138V137H121ZM143 138V137H142ZM174 138V139H173ZM128 139V138H127ZM129 139H131L132 140V137L131 138H129ZM134 139H136V138H134ZM148 139V138H147ZM158 139V138H157ZM238 140V139H237ZM10 141V142H9ZM110 141V142H109ZM115 141V140H114ZM116 141H117V143H118V141H120V139H116ZM127 141V140H126ZM128 141H130V140H128ZM136 141V140H135ZM134 141V142H135ZM155 141H156V139H155ZM191 141V140H190ZM120 142H122V141H120ZM132 142V141H131ZM174 142V143H175ZM235 142V144H236V141H234ZM234 142H232V143H234ZM116 143V144H117ZM188 143H190V142H188ZM238 143V142H237ZM15 144V145H16ZM129 144H132V143H127V142H125V141H123V143H119V149H118V151H117V153H121V155L122 156H125L126 155V157L127 158H129L127 155L128 154H130V156L132 155V156H137L138 155V152H135V150L132 148V146L130 147L129 146ZM135 144V146L137 145L136 143H134ZM133 144V145H134ZM230 144V143H229ZM5 145V144H4ZM110 145H111V143H110ZM175 145H176V143H175ZM238 145V144H237ZM14 146V145H13ZM113 146V145H112ZM225 146V147H224ZM6 147V146H5ZM4 147V148H5ZM134 147V146H133ZM138 147V146H137ZM8 148H9V146H8ZM18 148V147H17ZM32 148V149H31ZM132 148V149H131ZM19 149H20V147H19ZM28 149V148H27ZM224 149V150H223ZM18 150V149H17ZM25 150V149H24ZM23 150V151H24ZM113 150V149H112ZM117 150V149H116ZM134 150V151H133ZM217 150V149H216ZM15 151V150H14ZM22 151V152H23ZM111 151V150H110ZM110 151H108L109 153H110ZM120 151V152H119ZM226 151V150H225ZM258 151V150H257ZM113 152H116V151H113ZM263 152V151H262ZM13 153H15V152H13ZM29 154H27V155H30V152H28ZM108 153V154H109ZM139 153H140V151H139ZM258 153V152H257ZM260 153H261V151H260ZM113 154H115V153H113ZM229 154H231V155H236V154H233V153H230L229 152ZM23 155H24V153H23ZM26 155V154H25ZM120 155V154H119ZM141 154H139V156H140ZM231 155L229 156L232 160H230V161H232V163L234 164V170H232V172H234V171H236V173L237 172H239V170L241 171H243V168L246 166V164L250 161V159H254V157L252 156V158H250V157H248V158H246L245 156H240V157H245V159L244 158H240L239 157V155H238V157H239V159H238V157H237V155L235 156V158L234 157H231ZM264 155V154H263ZM22 158H23V156L22 155H20ZM69 156H71V157H73L74 158V160H75V162H73L74 164H66V163H64V161H65V158L66 157H69ZM111 156H113V155H111ZM110 156V157H111ZM115 156H117V155H115ZM17 157V156H16ZM30 157V158H29ZM70 157V158H71ZM117 157H119V156H117ZM116 157V158H117ZM126 157H123V158H126ZM237 157V158H236ZM256 157H259V156H256ZM135 158H137V157H135ZM134 158V159H135ZM69 159V158H68ZM243 159V160H242ZM247 159H249V160H247ZM66 160H67V158H66ZM70 160V159H69ZM116 160V159H115ZM124 160V159H123ZM126 160V159H125ZM128 160V159H127ZM259 160V159H258ZM133 161V160H132ZM144 161H145V158H144ZM247 161V162H246ZM70 162V161H69ZM114 162V161H113ZM123 162V161H122ZM252 162H254L253 163V165H252V167L251 168H255L254 166H255V160H252V161H250V163H248V167H245V169L247 168H250V166H251V164H252ZM71 163V162H70ZM111 163H112V161H111ZM126 163V162H125ZM258 164H259V161L257 162ZM113 164V163H112ZM127 164V163H126ZM131 164L133 165L134 164V161H133V163L131 162ZM171 164V165H170ZM232 164V165H233ZM115 165V164H114ZM166 165V164H165ZM243 165H245V166H243ZM263 165V164H262ZM113 166V165H112ZM112 166H111V168H112ZM138 166V165H137ZM149 166H151V165H149ZM157 166V165H156ZM241 166H243V168L241 167ZM260 166L261 165H258V167L260 168ZM264 166V165H263ZM262 166V167H263ZM14 167V166H13ZM110 167V166H109ZM115 167V166H114ZM139 167V166H138ZM152 167V166H151ZM193 167V168H192ZM261 167V168H262ZM159 168V167H158ZM158 168H156V169H158ZM170 168H172V169H170ZM173 168H175V169H177L176 171H178V170H181V171H179V172H174V171H172V170H174ZM187 168H189V169H191V170H188ZM236 168H240L239 170L238 169H236ZM250 168V169H251ZM115 169H117V168H115ZM138 169V168H137ZM183 169L184 170H187V171H183ZM244 169V170H245ZM111 170V169H110ZM114 170V169H113ZM144 170H147L146 168L144 169ZM149 170V171H148ZM148 172H151L150 171V169L148 168ZM159 170V169H158ZM163 170L161 171V173L163 172ZM168 170H170V171H168ZM117 171H119V170H117ZM146 171V172H147ZM166 171H164V172H166ZM260 171V170H259ZM14 172H15V170H14ZM164 172L162 173V174H164ZM168 172H171V173H168ZM109 173V172H108ZM174 173H177L176 175L174 174ZM11 174V173H10ZM17 174V173H16ZM109 174H111V173H109ZM116 174H118V173H116ZM149 174H151V173H149ZM161 174V175H162ZM159 175V174H158ZM167 175H165V176H167ZM186 175H182V173H181V176L182 177H180L181 178V180H182V182H180L179 180H176L177 182V186H178V184H179V186L178 187H176V188H178V189H172V188H170L171 190H169L170 191V193H171V191L172 190H176V191H180L181 192V194H182V190H184L186 187V184H188L187 186H189L190 185V179L188 178V176H186ZM195 175V174H194ZM17 176V175H16ZM104 176H106V175H104ZM151 176V175H150ZM183 176H184V178H186L185 180H186V182L183 180L184 178H183ZM186 176V177H185ZM51 177V178H50ZM111 177V176H110ZM114 177V176H113ZM154 178H155V176L153 175V181H154ZM156 178H158V177H156ZM156 178H155V180H156ZM179 177L177 178V179H180ZM33 179V180H32ZM105 179H106V177H105ZM35 180H37V181H35ZM102 180V179H101ZM151 180V181H152ZM195 180H197V177H196V179ZM212 180V179H211ZM54 181V180H53ZM52 181V182H53ZM109 181V180H108ZM152 181V182H153ZM155 183L157 182V181H154ZM178 182H180V183H178ZM196 182V181H195ZM44 183V182H43ZM105 183H106V180H105ZM136 182H134V184L132 185V188H133V186L136 188L139 184H138V182H137V184H135ZM155 183H153V187H158L157 186V183L155 184ZM184 185H183V184ZM202 183V182H201ZM201 183H199V181L197 180V182H196V184H194V185H196V186H194V188H196V192L200 195V198H201V196L204 194L205 196H206V194H210V195H214L213 193H215V191L213 190V188H212V183H207L208 185H206V183L203 185V183L201 184ZM213 183H215V182H213ZM53 185H55V184H53ZM141 185H143V184H141ZM158 185H161V184H158ZM214 185V184H213ZM86 186V185H85ZM109 187H111L110 185H108ZM44 187H45V185H44ZM155 187V188H156ZM163 187V185L161 186V188ZM174 188H175V186H173ZM180 187V188H179ZM184 188V189H182V188ZM57 188V187H56ZM63 188V189H64ZM87 188V187H86ZM131 188V189H132ZM134 188V189H135ZM139 188V187H138ZM137 188V189H138ZM143 188V187H142ZM151 189H152V187H150ZM1 189H3V191L1 190ZM101 189V188H100ZM115 189V188H114ZM134 189H132L131 190V192H130V195H131V197L133 198V204H134V208H133V210L130 212V214H129V217H133V213H135V215H137V212H140L141 211V209H145L146 208V206H145V203L146 204H148L149 203V201L150 200H148V202H146L147 201V199H151L152 200V198H150L149 197V192H147V193H145V195H141V194H139L137 191H135ZM136 189V190H137ZM140 189V188H139ZM182 189V190H181ZM40 190V191H41ZM44 190H46V189H44L43 188V191H42V194H43V192H46V191H44ZM62 190V189H61ZM109 190V189H108ZM129 190V189H128ZM147 190V189H146ZM164 190V189H163ZM39 191V192H40ZM66 191V193H64ZM79 191V190H78ZM178 191V192H179ZM51 192H53V191H51ZM108 192V191H107ZM107 192H105V194H108ZM110 192V191H109ZM159 192H160V194H161V191L159 190ZM177 192V193H178ZM216 192H218V191H216ZM254 192L256 193V195H258V198L261 200L260 202H261V206H263L264 207V190H259V191H257V189L256 188H254ZM32 193H34V194H32ZM54 193V192H53ZM116 193V192H115ZM114 193V194H115ZM163 193H165V194H167L168 193V191L166 192V190H164V192ZM41 194V193H40ZM39 194V195H40ZM56 194V193H55ZM110 194V193H109ZM114 194H112V195H114ZM119 194H120V192H119ZM148 196H147V195ZM169 194V193H168ZM181 194H179V195H181ZM196 194V193H195ZM216 194V193H215ZM33 195H35V196H33ZM49 195V194H48ZM84 195H86V194H84ZM111 194L110 195H108V196H104L101 200H100V202H99V204H100V206L98 205V208H104V211L105 210H108V211H110V213H111V209L113 208V204H115V203H113V200L112 199H115V202H116V197H113ZM116 195V194H115ZM198 195V196H199ZM42 196H45V195H41V197ZM51 196H53L54 197V194L52 195L51 194ZM80 196V195H79ZM148 198H147V197ZM167 196V195H166ZM165 195L163 196V197H166ZM198 196H195L196 198H198ZM75 198H76V196H74ZM113 197V198H112ZM49 198V197H48ZM72 198V197H71ZM74 198V199H75ZM92 198V197H91ZM117 198H118V196H117ZM121 198V197H120ZM131 198V199H132ZM215 197H213V199H214ZM29 199V200H30ZM76 199H78V197L76 198ZM75 199V201H77ZM98 199V198H97ZM43 200V199H42ZM91 200H93V199H91ZM118 200V199H117ZM163 200H165V199H163ZM37 201V200H36ZM56 201V200H55ZM68 201V200H67ZM66 201V202H67ZM74 201V203H76ZM89 201V200H88ZM203 201V200H202ZM201 201V202H202ZM213 201V200H212ZM33 202V201H32ZM226 202V201H225ZM37 203V202H36ZM45 203V202H44ZM48 204H49V201L47 202ZM52 203V202H51ZM96 203V202H95ZM198 204H197V206H199V207H201V208H197V209H195V210H192V212H194V211H198V210H202V212H199L198 214H205V212L203 213V209H202V204H199V202H197ZM203 203H204V201H203ZM84 204V203H83ZM88 204V203H87ZM205 204V206H203V207H206V203H204ZM209 204V203H208ZM57 205V204H56ZM72 205H73V203H72ZM92 204L90 203V206H91ZM97 205V204H96ZM116 205V204H115ZM145 206V207H144ZM165 206H167V205H165ZM194 207H197L195 204L193 205ZM192 206V207H193ZM224 206V205H223ZM228 206V207H227ZM27 207V206H26ZM40 206H37V210L39 211L38 213H42V212H44L42 209H43V207H42V209L41 208H39ZM73 207L74 208H76L74 205H73ZM78 207V206H77ZM93 207V206H92ZM116 207V206H115ZM114 207V208H115ZM192 207L190 208H188V209H186L187 210V213L189 212V213H191L190 211L191 210H189V209H192ZM207 207H208V209L206 208H204L205 210L204 211H206V213H208V210H210L211 212V214H212V220H213V225L215 224H218V226H217V228L216 227H212L211 228V223H209V226H210V230L211 231H209V233L212 235V236H210L209 238L210 239H212L213 238V234H216V235H214V238H213V240L211 241V240H207V239H205L204 238V240H207L208 241V243H206L202 238H201V235H200V232L199 231H196V229L195 228H193L194 227V225H195V222L197 223V216H198V214H196L195 212V216L193 215V214H191V217L190 216H187L184 220H185V222H187V224L188 225H185L186 223L184 222H182L181 220L178 222L180 225H181V227L184 225V226H189L190 228H188L187 227V229H184L183 227V229H184V231H183V229H182V231L180 232V231H177V235L176 236H174V234H176V233H174L173 235L172 234H170L168 231L169 230H167V228H166V226H164V225H162L161 223H163V221H164V223H166L167 224V226L168 227H173L174 225H175V222H173V220H171V219H169L170 217H168L169 216V214H170V212H172V210L169 208V207H165V212L166 213H164V214H161L160 216H159V214L160 213H158V217L159 218H157V224H159L157 227H156V229L157 230H154V232H153V242H154V246H153V248L155 249V251H157V252H155V253H157V255L159 254V256H161L163 259L165 258L167 261H165V262H167V264H168V257L166 258V256H168V253H173V254H175V256L177 257V258H175V262H171V264H191V262L189 261V259L191 258L192 259V257H193V259H195V260H198L197 262H200V261H202L201 259H203V258H201V256L200 255H202V254H199V253H201V252H199L198 253V251L197 250H195L196 249V246H197V249H199L198 247L199 246H202V247H204V248H206V247H208L209 245L210 246H212V248L211 247H209L210 249H213V251H212V253H214V255H216L215 256V258L217 259V260H213L212 262H214L215 264H234V261H236V260H234V255H233V253H235L236 255H240L241 253H240V250H242L244 247V245H245V249H246V247H247V249L248 248H250L252 251H250L251 253H250V255L248 256V257H250L249 259H250V263H248V264H264V238H262V237H260V235L257 233V232H260V231H255V230H257V228L255 227L256 225H254L253 223H251V222H249L247 219H246V216L244 215V213H243V208L237 203V200H233V201H229V205H228V203L226 204V206L225 207H227L228 209H229V211L231 210V212H232V214H231V212H230V219H228L227 217H225L224 216V214L226 215V211L225 210H222V211H225V212H222L223 213V215H222V213H221V209L220 210H217V211H220V214H216V213H214L211 209H213V207H211L210 206V208H209V205H207ZM65 208H67V209H65ZM82 208H83V206H82ZM88 208V207H87ZM86 208V209H87ZM262 208V207H261ZM49 209H50V207H49ZM49 209L47 210L46 209V211H49ZM80 209V211H81V208H79ZM94 209H96V206H95V208ZM217 209V208H216ZM264 209V208H263ZM41 210V211H40ZM51 210V209H50ZM90 210V209H89ZM92 210V209H91ZM90 210V211H91ZM100 210V209H99ZM102 210V209H101ZM100 210V211H101ZM213 210H215V208L213 209ZM259 210H260V208H259ZM104 211H102V212H104ZM228 210H227V212H229ZM261 212H259L260 214H259V219H260V221L262 222V223H264V210H260ZM59 212H61V211H59ZM84 212H85V210H84ZM88 211H86V213H87ZM50 213V212H49ZM58 213V212H57ZM85 213V214H86ZM145 213V212H144ZM188 213V214H189ZM209 213V214H210ZM214 213V214H213ZM81 214V213H80ZM87 214H89V212L87 213ZM86 214V215H87ZM105 214V213H104ZM139 214V213H138ZM24 215V214H23ZM60 215V214H59ZM58 215V216H59ZM90 215V214H89ZM91 215H93V213L91 214ZM121 215V214H120ZM124 215H126L127 216V214H124ZM194 217H193V216ZM206 215V214H205ZM24 216H26V215H24ZM61 216V215H60ZM59 216V217H60ZM207 216V215H206ZM80 217H81V215H80ZM156 217V216H155ZM182 217H183V215H182ZM83 218H85V217H83ZM106 218V217H105ZM109 218V217H108ZM210 219L209 220H211V216L209 217ZM255 218H257V217H255ZM61 219V218H60ZM107 220V219H106ZM258 220V219H257ZM57 221V220H56ZM59 221V220H58ZM60 221H63V220H60ZM85 221V220H84ZM126 221V220H125ZM252 221V220H251ZM130 222V221H129ZM128 222V223H129ZM210 222V221H209ZM218 222H222L224 225H222V223L220 224V223H218ZM224 222H226V223H224ZM65 223V222H64ZM64 223H62V225L64 224ZM69 224H72V223H70V222H68ZM84 223V222H83ZM126 223V222H125ZM125 223H123V224H125ZM163 223V224H164ZM183 223V224H182ZM248 223V224H247ZM54 224V223H53ZM67 224V223H66ZM69 224H67L66 226L67 227H69L68 225ZM78 226H77V225ZM108 224V223H107ZM107 224H106V226H107ZM211 224V225H210ZM219 224H220V226H219ZM229 224V225H228ZM5 225H0V227H3V229H4V226ZM22 226V228H21V226ZM56 225V224H55ZM58 225V224H57ZM60 225V224H59ZM176 225H178L177 223H176ZM179 225V226H180ZM212 225V226H213ZM214 225V226H215ZM222 225V226H221ZM61 226V225H60ZM65 226V225H64ZM64 226H61V228L63 227V229H64ZM65 226V227H66ZM165 228H164V227ZM228 226V228H226V229H228V232H227V230H226V232H227V234H226V232L224 233L223 231H224V228L225 227H227ZM261 226V225H260ZM72 227V226H71ZM195 227H196V225H195ZM222 228L223 230H221L220 228ZM58 228H60L59 226H58ZM57 228V229H58ZM60 228V229H61ZM84 228H86V227H84ZM83 228V229H84ZM197 228V227H196ZM214 228H216V229H219L218 231L219 232H221V234L222 233H224L225 234V239H227V241L225 242H223V239H222V237L223 236H218L217 235V233H216V231L214 232ZM23 229V230H22ZM59 229V230H60ZM73 229V228H72ZM215 229V230H216ZM58 230V231H59ZM69 230V229H68ZM85 230V229H84ZM197 230H198V228H197ZM1 231H2V228H0V237H1V235H5V233L3 232V234L1 233ZM22 231V232H21ZM61 231V230H60ZM73 231V230H72ZM86 231V230H85ZM213 231V233H211ZM7 232V233H8ZM12 232V231H11ZM18 232H19V234H18ZM21 232V233H20ZM64 232H65V230H64ZM70 232H71V230H70ZM70 232H68L69 234H70ZM79 234L81 235V233L83 232V230H82V232L80 233V229H79ZM87 232V231H86ZM86 232H84V233H86ZM67 233V229H66V232H65V234H58L57 235V233L56 234H54V236H52V237H50L45 243H44V245H43V247H41L40 248V250H39V252L38 253H40V254H46V255H49L52 259H51V262L53 263V264H57L59 261H58V259H57V254H58V251H60V248H61V244H62V241H64L65 240V238L68 240V238H74L75 237V234L73 233V234H70V235H68V234H66ZM9 234H11V233H8V235ZM24 234V233H23ZM263 234V233H262ZM3 235V236H4ZM7 235V236H8ZM79 235V236H80ZM91 236H90V242L93 244V246H94V249H95V251H96V253H98V254H96L95 253V255H97V259H95V258H93V260L95 259L96 261H98V264H106V263H109V261H110V263L109 264H112V263H114V261H112L111 259L113 258H109L110 260H108V256H106L105 257V255H103V254H101L99 251L100 250H98V248H97V246H99L100 245V242H101V234H100V232L97 230V231H95L94 230V232H91V234H90ZM122 235V234H121ZM227 235V236H226ZM217 236V237H216ZM18 237H16V239L18 238ZM81 237H82V235H81ZM227 237V238H226ZM8 238H10V236L8 237ZM89 238V237H88ZM121 238H124V240H125V237H121ZM208 238V239H209ZM78 239V238H77ZM222 239V240H221ZM21 239H17V241L19 242ZM73 240V239H72ZM80 240V239H79ZM75 241V240H74ZM122 241H123V239H122ZM69 242V241H68ZM72 242V241H71ZM89 242V241H88ZM64 243V242H63ZM70 243V242H69ZM75 243H76V241H75ZM77 243H78V241H77ZM76 243V244H77ZM123 243V242H122ZM125 243H126V241H125ZM99 244V245H98ZM126 244H128V243H126ZM208 244V245H207ZM242 244H244L242 247H241V245ZM12 245V244H11ZM63 245V244H62ZM146 245V244H145ZM13 246H15L14 244H13ZM12 246V247H13ZM118 246V245H117ZM120 246V245H119ZM118 246V247H119ZM2 247H4L3 245H1L0 244V253H1V251L2 252H6V251H3V248ZM12 247L10 248V249H12ZM16 247V246H15ZM87 247H89V246H87ZM112 247H114V246H112ZM118 247H117V249H118ZM127 247V246H126ZM143 247V246H142ZM141 247V248H142ZM195 247V248H194ZM214 247V248H213ZM242 249H241V248ZM110 248V247H109ZM116 248V247H115ZM146 248V247H145ZM204 248H202V249H204ZM13 249H15V248H13ZM12 249V250H13ZM62 249V248H61ZM93 249V247H92V250H94ZM100 249V248H99ZM122 249V248H121ZM142 249H144V248H142ZM147 249V248H146ZM249 249V250H250ZM5 250V249H4ZM16 250H18V249H16ZM90 250V249H89ZM89 250H87V251H89ZM91 250V251H92ZM123 250V249H122ZM125 250V249H124ZM123 250V251H124ZM145 250V249H144ZM201 249H199V251H200ZM206 250H208V248L206 249ZM216 250V251H215ZM248 250V251H249ZM9 251H11V250H9ZM95 251H93V252H95ZM121 251V250H120ZM119 251V252H120ZM127 251H128V249H127ZM210 251V250H209ZM210 251V252H211ZM122 252V251H121ZM232 254H231V253ZM13 253H14V251H13ZM211 253V254H212ZM90 254V253H89ZM92 254H94V253H92ZM110 254V253H109ZM113 254V253H112ZM112 254H110V255H112ZM123 254V253H122ZM125 254V253H124ZM260 254H262V255H260ZM1 255H3V254H1ZM86 255H87V253H86ZM114 255V254H113ZM120 256H121V253L119 254ZM193 255V256H192ZM213 255V256H214ZM245 255V254H244ZM248 255V254H247ZM88 256V255H87ZM87 256H85V258L87 257ZM115 256V255H114ZM123 256V255H122ZM125 256H126V254H125ZM191 256V257H190ZM209 256V255H208ZM1 257V256H0ZM3 257V256H2ZM91 257V256H90ZM94 257H96V256H94ZM203 257H205V256H203ZM244 257V256H243ZM189 258V259H188ZM211 258V257H210ZM238 258H241V259H243L241 256L240 257H238ZM7 258L5 257V260H6ZM144 259V258H143ZM164 259V260H165ZM206 259V258H205ZM207 259H209V257L207 258ZM206 259V260H207ZM83 260V259H82ZM95 260H94V262H95ZM172 261L174 260V258H172L171 259ZM200 260V261H199ZM234 260V261H233ZM1 261H2V259H1ZM3 261H4V259H3ZM9 260L7 259V261H4V263L3 264H8L9 262H8ZM117 261V260H116ZM217 261V262H216ZM87 264L89 263V264H92V262L88 259V260H86L85 261ZM85 262H84V264H85ZM93 262V263H94ZM119 262V261H118ZM117 262V263H118ZM144 262H145V260H143L142 261V263L144 264ZM211 262V263H212ZM239 262H241V261H239ZM242 262L244 263V261L242 260ZM1 264H2V262H0ZM170 263V262H169ZM247 263V262H246ZM10 264V263H9ZM95 264H96V262H95ZM116 264V263H115ZM145 264H150V263H148V261H146L145 262ZM236 264V263H235Z\"/></svg>",
    "mask_w": 264,
    "mask_h": 264
}]
</instances>
